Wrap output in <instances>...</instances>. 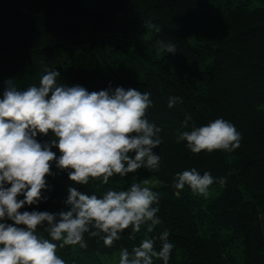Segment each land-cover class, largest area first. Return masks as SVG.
I'll return each mask as SVG.
<instances>
[{"label": "trees", "instance_id": "16d2710c", "mask_svg": "<svg viewBox=\"0 0 264 264\" xmlns=\"http://www.w3.org/2000/svg\"><path fill=\"white\" fill-rule=\"evenodd\" d=\"M259 1L0 0V99L9 84L23 91L39 86L46 69L55 70L58 83L90 93L117 87L150 93L146 118L162 130V143L153 150L161 158L158 170L114 175L97 188L95 180L72 184L67 170L53 162L54 175L45 178L49 188L42 190L48 199L20 211H68L70 186L102 197L106 190H127L147 179L159 193L162 221L149 236L169 231L174 244L169 264H264V5L255 6ZM145 21L160 31L146 28ZM157 41L175 44L176 52H161ZM171 96L183 102L168 108ZM217 118L241 134L239 148L194 154L186 141L177 142L180 132ZM36 139L43 144L55 137L50 131ZM51 150L58 158V148ZM192 168L216 178L207 196L173 187L176 173ZM221 177L227 178L224 185ZM37 231L50 239L44 227ZM130 232L111 247L87 234L86 248L54 243L65 264H118L116 254L138 246L145 229L135 240L128 239ZM160 247L157 240L154 248Z\"/></svg>", "mask_w": 264, "mask_h": 264}, {"label": "clouds", "instance_id": "9594fccd", "mask_svg": "<svg viewBox=\"0 0 264 264\" xmlns=\"http://www.w3.org/2000/svg\"><path fill=\"white\" fill-rule=\"evenodd\" d=\"M144 26L160 31L151 21ZM157 45L161 52H176L173 43L157 41ZM59 75L46 69L39 86L23 91L9 84L0 99V264H65L54 241L61 242V248H86L87 234L111 247L126 229H131L128 239L135 240L142 226L144 237L131 250L121 249L118 264H154L155 260L169 264L174 248L169 231L149 236L162 221L157 215L159 193L148 186L147 179L127 190H106L102 197L70 186L65 201L70 210L20 211L25 205L48 199L42 190L49 188L45 178L54 175L53 162L57 169L67 170L72 184L88 185L95 180L99 181L97 188L108 185L114 175L159 169L161 158L153 150L162 143V130L146 118L152 105L150 93L122 87L90 93L79 85L58 83ZM182 102L181 97L171 96L167 106ZM190 120L187 115L185 128ZM50 131L55 137L50 143L37 141L38 133L47 136ZM179 141H186L194 154L231 152L239 148L241 134L232 123L217 118L180 132ZM53 147L60 152L58 158ZM215 180L209 172L201 175L192 168L176 173L173 187L183 190L187 186L193 194L207 196ZM226 180L221 177L218 182L224 185ZM19 195L24 199L18 200ZM6 220L13 223L3 222ZM39 227L45 228L50 239L38 233ZM157 240L159 250L154 248Z\"/></svg>", "mask_w": 264, "mask_h": 264}, {"label": "rangeland", "instance_id": "374dc122", "mask_svg": "<svg viewBox=\"0 0 264 264\" xmlns=\"http://www.w3.org/2000/svg\"><path fill=\"white\" fill-rule=\"evenodd\" d=\"M257 1H258V0H257ZM263 5H264V0L255 3V6H263ZM263 226H264V225H263ZM119 255H120V254H119ZM119 255L116 254V257H118V259H119ZM100 259L103 260V258H100ZM118 259H117V260H118Z\"/></svg>", "mask_w": 264, "mask_h": 264}]
</instances>
